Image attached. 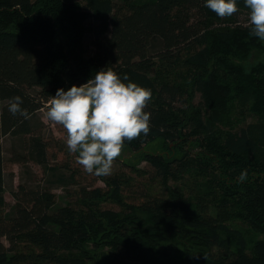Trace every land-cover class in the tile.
<instances>
[{
  "label": "trees",
  "instance_id": "obj_1",
  "mask_svg": "<svg viewBox=\"0 0 264 264\" xmlns=\"http://www.w3.org/2000/svg\"><path fill=\"white\" fill-rule=\"evenodd\" d=\"M107 67L151 92L149 134L124 145L164 152L86 185L50 162L37 112ZM0 121L23 136L10 160L47 180L9 204L0 153V264H264V41L244 0L225 18L204 0H0Z\"/></svg>",
  "mask_w": 264,
  "mask_h": 264
},
{
  "label": "clouds",
  "instance_id": "obj_2",
  "mask_svg": "<svg viewBox=\"0 0 264 264\" xmlns=\"http://www.w3.org/2000/svg\"><path fill=\"white\" fill-rule=\"evenodd\" d=\"M244 6L249 9L250 35L264 41V0H244ZM204 7L220 18L231 17L238 12V0H204ZM127 80L107 67L83 85L58 89L49 102L47 118L66 130V147L78 154L77 163L88 174L110 175L124 141L150 132L151 113L144 109L151 92ZM22 103L20 96L14 97L8 111L28 119ZM246 178L243 170L239 181Z\"/></svg>",
  "mask_w": 264,
  "mask_h": 264
},
{
  "label": "rangeland",
  "instance_id": "obj_3",
  "mask_svg": "<svg viewBox=\"0 0 264 264\" xmlns=\"http://www.w3.org/2000/svg\"><path fill=\"white\" fill-rule=\"evenodd\" d=\"M93 38L91 33H87L85 36L84 46L88 55H91L94 51V46L92 45ZM200 99V95H198L196 101L198 102ZM47 110L48 107L39 110L37 116L45 123V129L43 130L45 137L55 140L53 141L51 139L53 141V146L51 147L50 153L54 152L56 157L52 156L54 160H50V162L57 164V166L69 164L72 169L64 168V171L71 173L73 169H76L77 179L87 185L95 175L88 174L83 170L82 166L77 163L78 154L70 153L67 147L60 149L56 141L60 140L66 143L67 133L62 125L52 122L47 118ZM21 137L23 136L3 133L0 126V153L5 160V197L9 204L14 203L12 191L16 189L20 183H24L30 187H36L38 185L46 186L47 184L46 174L43 168L37 163L30 162L27 164H20L10 160L13 146H19ZM162 152H164L162 139L149 143L140 151H133L128 146L123 145L121 154L113 162L112 171L123 170L131 176L134 175L133 171H131L134 166L148 171L150 166L145 160V155L147 153L161 154ZM135 177L140 178V175H136ZM95 183L104 186V183L101 181H96ZM73 187V189H77L78 185H74ZM54 191L57 193L58 197H60L59 202L62 203L61 197L65 194L64 189L61 188L60 185H57L54 186Z\"/></svg>",
  "mask_w": 264,
  "mask_h": 264
}]
</instances>
